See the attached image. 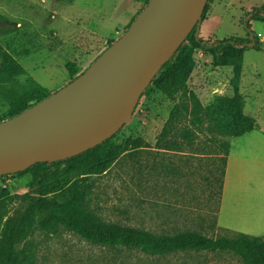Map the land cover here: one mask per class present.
Segmentation results:
<instances>
[{"label":"rangeland","instance_id":"1","mask_svg":"<svg viewBox=\"0 0 264 264\" xmlns=\"http://www.w3.org/2000/svg\"><path fill=\"white\" fill-rule=\"evenodd\" d=\"M146 1L0 0V45L26 71L19 78L20 85L30 77L49 92L58 91L69 83L71 70L77 69L75 77L79 76L109 43L118 41ZM207 4L205 18L194 27V34L213 42L229 37L249 38L246 21L264 5V0H207ZM250 26L262 51L244 52L239 64V93L244 114L264 130V22L251 21ZM193 60L195 67L178 104L156 89L141 97L117 133L119 139H133L134 148L121 156L106 174L96 178L92 195L77 211L97 222L159 236L202 231L215 238L211 226L219 205L216 180L221 169L216 155L219 141L230 138L216 130L212 134L202 133L183 152L159 149L186 121L217 129L207 122L214 117L208 109L220 97L232 96L233 67L213 66L210 57L201 50L195 51ZM7 110L0 97V117ZM250 170L263 175L264 159ZM79 172L80 168H76L59 177L49 197L58 199L60 189ZM31 179L29 172L0 177V195L26 192ZM258 191L253 186H245L243 190L247 195ZM26 242L30 264H243L233 252L150 257L136 251H109L88 244L63 227L46 234L35 232Z\"/></svg>","mask_w":264,"mask_h":264},{"label":"trees","instance_id":"2","mask_svg":"<svg viewBox=\"0 0 264 264\" xmlns=\"http://www.w3.org/2000/svg\"><path fill=\"white\" fill-rule=\"evenodd\" d=\"M58 1L72 3L74 0ZM148 3L149 0L141 8L140 13ZM207 7L206 3L202 20L207 13ZM136 18L131 21L128 28ZM249 19L245 25L249 38L229 37L208 42L196 36L193 28L153 76L141 97L149 95L156 89L164 98L174 102L190 79L195 67L193 57L196 50L204 51L210 57L213 66L233 67L235 70V79L231 81L232 96L220 97L217 103L208 109L214 113V117L207 122L215 125L217 129L210 125L198 127L193 121H186L161 143L159 147L161 151L183 152L186 148L192 147L196 138L204 132L211 133L217 130L220 135L237 138L253 130L255 120L243 112L244 103L238 85L239 64L244 52L262 51L256 34L251 30L250 22H264V5L252 12ZM112 44L109 43L107 48ZM102 53L96 56L84 71ZM70 72L69 82L76 78L78 71L76 69ZM25 74L26 71L19 62L0 45V97L8 107L7 113L0 117V123L14 118L56 92H49L30 77H26L25 83L20 85L19 78ZM117 133L77 156L57 162L37 163L15 173L20 175L29 172L32 179L26 192L0 195V264H30L31 261L25 253L26 241L35 232L46 234L57 227H63L88 244L109 251H136L150 257H166L180 253L233 252L240 257L243 264H264V237L259 241L226 240L208 237L202 231L159 236L144 230L97 222L90 215L77 211L76 208L92 195L96 178L106 174L121 156L134 148L133 139H119ZM218 145L219 153L216 156L221 169L220 178L216 182L219 184L220 201L229 139L219 141ZM76 168H80L78 176L60 189L61 196L58 199L50 198L54 182L62 175L72 173ZM5 176L7 175L0 177ZM215 227L216 221L211 229L215 230Z\"/></svg>","mask_w":264,"mask_h":264},{"label":"water","instance_id":"3","mask_svg":"<svg viewBox=\"0 0 264 264\" xmlns=\"http://www.w3.org/2000/svg\"><path fill=\"white\" fill-rule=\"evenodd\" d=\"M207 0H149L79 76L0 123V176L77 156L116 134L153 76L201 21Z\"/></svg>","mask_w":264,"mask_h":264},{"label":"crops","instance_id":"4","mask_svg":"<svg viewBox=\"0 0 264 264\" xmlns=\"http://www.w3.org/2000/svg\"><path fill=\"white\" fill-rule=\"evenodd\" d=\"M186 87L187 85L183 90ZM178 98L175 104H178ZM262 159H264V130L258 128L256 123L249 133L230 138L216 213L214 231L216 239L255 241L263 239L264 174L257 175L250 170V168L254 169ZM245 186L257 187L259 191L247 195L243 192Z\"/></svg>","mask_w":264,"mask_h":264}]
</instances>
